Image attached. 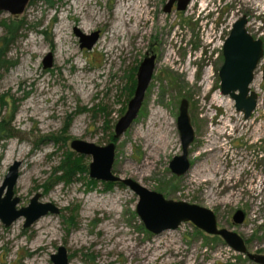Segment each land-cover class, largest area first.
Returning a JSON list of instances; mask_svg holds the SVG:
<instances>
[{"label": "rangeland", "instance_id": "rangeland-1", "mask_svg": "<svg viewBox=\"0 0 264 264\" xmlns=\"http://www.w3.org/2000/svg\"><path fill=\"white\" fill-rule=\"evenodd\" d=\"M137 1H35L19 16L27 30L9 53L17 63L0 76L6 103L0 115L13 130L0 144V186L19 162L17 208L39 194L40 203L53 204L59 213L27 229L24 218L7 228L0 222V264H53L50 257L59 247L66 249L68 264H254L191 223L149 233L135 212L137 196L119 184L91 183V158L70 148L75 140L113 142L137 68L151 55L152 79L136 120L113 142L112 172L166 200L211 210L218 228L234 231L248 252L264 255V55L250 85L258 100L249 119L236 112L233 101L228 104L218 78L223 42L242 15L264 53V0H191L185 11L174 4L168 13V0H148L150 13L140 15L141 23L133 16L139 14L133 13ZM9 18L0 13V21ZM75 30L97 31L99 39L92 49H80ZM49 53L52 66L43 69ZM182 100L188 102L194 140L190 170L176 177L168 166L181 154L176 121ZM208 137L223 145L219 154L204 153ZM68 154L67 168L75 169L71 180L60 168ZM237 210L245 214L240 225L232 222Z\"/></svg>", "mask_w": 264, "mask_h": 264}, {"label": "water", "instance_id": "water-1", "mask_svg": "<svg viewBox=\"0 0 264 264\" xmlns=\"http://www.w3.org/2000/svg\"><path fill=\"white\" fill-rule=\"evenodd\" d=\"M191 0H168L163 8L168 13L173 5L177 11H185ZM31 0H0V13L8 14L16 19L21 16ZM248 20L241 16L231 26L228 36L222 46L223 63L218 71L220 93L228 96L234 102L236 112L242 113L245 120L249 119L257 106V94L250 89L254 80V72L263 56L262 41L254 39L247 31ZM79 38L80 49L90 50L99 39V33L82 34L75 30ZM155 56L145 57L137 68L136 84L133 96L127 104L124 115L116 122L113 138L118 140L134 123L145 93L151 82L155 68ZM43 69L51 68L52 54L49 53L42 61ZM264 73V70H263ZM264 79V77H263ZM177 130L181 144V154L169 162V170L176 177H182L190 170L188 149L194 140V131L188 115V102L182 100L177 117ZM70 148L78 155L89 156L91 162L88 176L91 180L106 184L127 187L137 198L135 212L146 231L159 235L165 231L176 230L181 224L191 223L195 228L207 235L219 237L234 252L245 256L254 264H264V255L250 253L244 239L224 228H218L214 213L204 207L188 204L183 201L166 200L161 194L149 191L131 179H121L112 172L115 157V144L97 146L93 143L75 140ZM20 163L15 162L0 186V222L7 228L19 218H24L23 228L31 227L41 217L48 214L57 215L59 210L51 203H40V195L30 199L28 206L17 208L19 198L14 197V188L19 177ZM245 214L237 210L232 216L234 224H242ZM53 264H68L69 259L64 247H59L57 253L51 255Z\"/></svg>", "mask_w": 264, "mask_h": 264}, {"label": "trees", "instance_id": "trees-1", "mask_svg": "<svg viewBox=\"0 0 264 264\" xmlns=\"http://www.w3.org/2000/svg\"><path fill=\"white\" fill-rule=\"evenodd\" d=\"M35 1H44L47 4H52L51 0H31L30 4ZM0 28H2V31H3L2 36H0V76H1L2 73H6L10 69L16 66L17 62L9 57V53L12 47L17 42V40L22 36V31L27 30V27H25V23L21 20H18V18L16 19L9 18V19L0 21ZM134 86H135V81H133L132 90ZM5 104L6 103L4 102L2 97H0V112L2 111V108L4 107ZM9 120H11V118ZM9 124L10 122H8L5 117H1L0 115V144L1 142L13 136L12 134L13 130L10 128ZM111 140L113 142L117 141L113 137ZM71 156H72L71 154H68L67 157L64 158L60 166V168L63 169V171L65 172L67 171V175L70 180L75 172L74 168L73 170L70 169L72 167L67 168L71 164V161L69 160V157ZM92 182H95V181L91 180V183ZM112 185L114 186L115 184H106V186L108 187Z\"/></svg>", "mask_w": 264, "mask_h": 264}, {"label": "bare ground", "instance_id": "bare-ground-1", "mask_svg": "<svg viewBox=\"0 0 264 264\" xmlns=\"http://www.w3.org/2000/svg\"><path fill=\"white\" fill-rule=\"evenodd\" d=\"M148 0H140V1H137L136 2V6H135V8H133L134 10V12L133 13H139L138 15H133V16H136V17H134L135 19H137L138 21V23H141V18H140V15L141 16H143L144 17V15H146L147 13H150L149 12V8H148ZM131 10V9H130ZM128 11V10H127ZM128 13H129V11H128ZM126 14V13H125ZM90 15V14H89ZM151 15V14H150ZM127 16V15H126ZM129 16V15H128ZM93 17V16H92ZM127 18V17H126ZM132 18V17H131ZM87 19V18H86ZM97 19V18H96ZM99 19V18H98ZM97 19V20H98ZM89 20V19H88ZM95 20V19H94ZM128 20V19H127ZM82 21V20H81ZM144 21V20H143ZM124 22V21H123ZM136 22V23H137ZM138 25V24H137ZM136 25V28H132L131 27V29L129 30V32L130 33H132V35H134L135 34V32H138V27L140 26H137ZM146 25V24H145ZM143 26V25H142ZM128 28V27H127ZM129 29V28H128ZM135 29V30H134ZM140 30V29H139ZM144 30V29H143ZM126 32V31H125ZM129 34V33H128ZM71 53V52H70ZM205 76H207V75H205ZM254 84H255V82H256V79H254ZM228 104H230L231 106H232V100L230 99V98H228ZM220 123V122H219ZM223 124V123H222ZM226 125V124H225ZM221 128H220V131L218 130V131H214L213 133H214V135H216V137H219L220 135H221ZM157 133V132H156ZM152 134V133H151ZM166 134V133H165ZM155 136V135H154ZM161 136V135H160ZM165 136V135H164ZM258 136H260V135H258ZM211 137V136H210ZM161 138H162V136H161ZM160 138V139H161ZM165 138V137H164ZM163 139V138H162ZM161 139V140H162ZM208 139H209V137H208ZM211 139V138H210ZM209 139V141H208V148H210V149H208V150H206L204 153H206V154H214V155H217V154H219V152H220V149L221 148H224V147H222V146H219V145H217V144H219V143H215V142H211V140ZM165 140H166V138H165ZM168 142V141H167ZM218 142V141H217ZM165 144V143H164ZM169 145V144H168ZM164 146V145H163ZM166 146V145H165ZM164 146V147H165ZM199 155H200V153H198ZM197 154V155H198ZM202 154V153H201ZM206 154H204V155H206ZM209 155V156H210ZM151 156V155H150ZM199 157V156H198ZM201 157V156H200ZM206 157H208V156H206ZM212 157V156H211ZM148 158V157H147ZM145 159V158H144ZM150 159V158H149ZM149 164V163H148ZM150 166V165H149ZM147 167V166H146ZM145 167V168H146ZM200 168V167H199ZM214 171H216V170H214ZM222 171V170H221ZM201 172V171H200ZM203 172V171H202ZM216 173V172H215ZM221 173V172H220ZM219 173V174H220ZM202 174V173H201ZM223 176V175H222ZM193 177H195V176H193ZM214 177V176H213ZM212 177V178H213ZM210 180V179H209ZM208 196V195H207ZM206 196V197H207ZM210 196H208V198H209Z\"/></svg>", "mask_w": 264, "mask_h": 264}, {"label": "flooded vegetation", "instance_id": "flooded-vegetation-1", "mask_svg": "<svg viewBox=\"0 0 264 264\" xmlns=\"http://www.w3.org/2000/svg\"><path fill=\"white\" fill-rule=\"evenodd\" d=\"M165 6V5H164ZM164 8V7H163ZM242 16H246V15H242ZM247 17V16H246ZM237 20V19H236ZM247 20H248V18H247ZM234 23V22H233ZM248 25V24H247ZM232 26V25H231ZM246 29H247V27H246ZM230 30H231V28L229 29V32H230ZM229 32H228V34H229ZM228 36V35H227ZM262 48H263V43H262ZM222 51V50H221ZM263 55H264V53H263ZM152 56V55H151ZM146 57H148V56H146ZM262 58H263V56H262ZM223 60V59H222ZM255 73V72H254ZM135 84H136V80H135ZM191 166V165H190Z\"/></svg>", "mask_w": 264, "mask_h": 264}]
</instances>
